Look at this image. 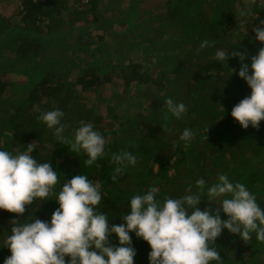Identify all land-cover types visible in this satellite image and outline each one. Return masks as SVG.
Masks as SVG:
<instances>
[{
	"label": "rangeland",
	"instance_id": "374dc122",
	"mask_svg": "<svg viewBox=\"0 0 264 264\" xmlns=\"http://www.w3.org/2000/svg\"><path fill=\"white\" fill-rule=\"evenodd\" d=\"M19 3L20 0H0V38L6 39V41L0 39V64L9 66L19 64L22 66L19 72L6 74L1 71L0 73L2 80L8 84V89L6 88L2 95L3 98L8 99L3 106L4 111L0 115V148L8 150L12 154L23 151L30 145L34 146L35 144L34 142L23 143L21 140H26V133L21 132V138L17 139L18 144L12 146L10 144L12 137H10L8 132H11L9 128L14 119L12 115L22 105L25 94L31 85L43 78H62L68 84L67 86L70 85L71 89H74L76 86L73 80L78 75L84 74L83 72H87V70H94L105 75L109 72L113 60L115 64L118 59L134 61L144 67H148L150 62L163 73V78L168 85L165 88V97L176 101L181 96V92H183L182 84L186 83L187 80L184 70H188L190 67L197 69L209 62L212 64L218 63L215 59L214 48L198 51L202 40H214L216 46L227 51L229 55H231L232 49L233 51L236 50L235 52L238 54H243L244 51H247L249 59L255 56L261 47L260 42L254 39L253 28L258 25L260 19H264V0H257V6L262 9V12L259 13V8L255 7L257 10H254L255 8L253 7L252 14L247 17H241L240 15V10L242 9L240 7L242 6L241 0H97L96 4L91 6V9L94 7L92 9L93 12L89 11L90 0H65V5L60 7H66V10L64 11L63 9L60 15H57L58 23H54L53 31H50L52 27H49L50 25L43 20L42 25L44 27L40 25L43 28L42 32L38 30L26 31L24 27L18 28V20L12 21L17 14L16 8ZM84 5L87 8L83 7ZM74 11L75 14L72 15ZM83 13H85L84 18L81 16ZM18 16L21 17V15ZM94 16L99 19L97 24L92 20ZM229 17L233 21L230 25L231 30H229V22L231 20ZM83 20L84 22H82ZM5 23L7 24L5 25ZM86 35L91 37L101 35L102 41L93 39L91 43L94 45L84 48L80 40L85 38ZM20 36H25L29 40H42V43L50 48V51L45 52L49 57L37 56L27 61L24 65L19 63L24 61L19 57L18 52L19 41L17 40H20ZM233 39L234 41H232ZM22 41L27 40L24 39ZM129 41L132 44H129ZM81 42L85 41L81 40ZM238 46L239 49L237 51ZM122 55H124L123 58ZM227 60L229 62L226 61V64H220L225 68H227V65L237 64L235 66L236 69L233 71L236 73L240 66L237 57H230ZM230 80L231 75L227 74L217 77L216 81L218 82L214 83V90L211 96L214 99L216 98V107L209 108L206 113L204 112L205 109H203L199 117H191L198 120H195V132L199 134L198 138H196L197 147L203 141L209 140V137L202 132L201 118H203L204 114L217 118L218 122L213 120L211 126L218 131L220 141L224 145L232 141L231 131L244 133L247 140H250V142L245 144L236 140L234 148L238 145H248L249 147L246 148H253L252 143H256L255 137L257 134H255L251 126L247 129H242L233 118L230 121L225 119L227 115L230 116L231 109L242 99L249 96L251 91L246 83L238 77L233 78L228 88H222L223 82L227 83ZM15 84H18L19 88ZM198 86L202 89L205 88L202 84ZM193 88L194 86L192 90ZM76 91L74 92L75 95L72 94L67 98V102L74 101L80 105L82 110L83 108H89L90 112H92L88 118L86 117L87 120H81L80 123H91L95 130L104 132L106 137V155L101 158L102 160L111 159L110 157L113 154H118L121 151H128L137 157L138 162L141 155H136L135 150L140 148L141 145L138 144L136 146L131 143L132 126L130 123L125 122L133 123L139 113L143 115L140 124L142 128L150 125L153 127L154 123H156V126L166 127L165 122H173L175 119L170 115L165 119L167 100L162 103V108L159 110L161 114L156 116V114L152 113L149 117L148 110L150 108H147L149 104L147 102L143 103L141 100L137 105L134 102H128L127 99L131 95L123 91V87L117 86L116 83L114 85L113 83L109 84V86L104 85L101 91H97L99 94L92 91L86 93L85 90L81 91L79 88H76ZM206 92L207 95L211 94L209 91ZM233 93L236 95L234 101L232 99L234 95L232 98L229 96ZM202 94H204L203 90L198 91L196 98L200 99ZM123 99H126L127 103L118 104ZM117 106L120 107L119 111ZM30 108H28V111ZM38 109V107H35L33 110L31 108L30 111L33 113ZM61 111L64 113L63 119L67 118V115L71 113L68 109ZM143 111L145 112L143 113ZM190 116L193 115L191 114ZM119 122H121L120 125H123L122 128H118ZM177 128L178 126L172 128V131L174 132ZM259 131L263 133L264 126H261ZM48 136L53 138L52 132L47 129L43 132L42 137L46 138ZM166 142V150H172L173 148L170 145L174 143L173 138H169ZM260 142L263 141L260 140ZM188 148L186 149L185 146V155L180 160H172L170 171L166 174L168 178L174 180L176 189L185 190V188L192 186L188 182L195 179L194 177L192 179L190 175L186 176L184 174L186 170L192 168L193 161L196 158V155ZM204 152H208V150L201 151L202 154ZM49 153L48 149L41 147L34 149L31 155L37 160L45 161ZM143 154L146 155V159H143L142 165L138 162L140 167L138 165L125 167L120 174L121 177L124 176L125 180L117 186L116 180L110 179L113 169L116 167L111 162V164L107 165L108 167L100 171L96 170L95 165L91 167L85 166V157L79 159L78 162L69 161L63 165L59 164L53 167L61 173V178L62 175L64 176L65 180H70L78 174H86L93 180L101 179L103 181L102 194L105 193L116 201L120 199L122 209L133 195L143 194L150 188L151 186H147L149 182L154 183L153 185L158 188V194H161L162 191L167 193V185L161 182L163 178L156 175L158 173V171L156 173L157 169L153 165L146 169V165L148 166L151 163V155L148 153ZM157 154L162 157V150H159ZM213 160L204 156L199 160L201 168H211ZM232 170L235 171V168L232 167ZM154 175L158 177L157 180ZM260 186L263 188L262 192H264V183L260 184ZM59 190V185H57L55 191L58 192ZM204 202L202 200L199 206L201 207ZM52 204L56 205L55 202H52ZM29 210L30 208L27 207L26 211ZM123 211L124 214H127L126 208L116 215H109L108 224L110 227L123 222L120 218ZM18 219L23 218L20 217ZM3 229L7 232L6 228L0 224V230ZM130 235L131 246L135 251L138 252L146 247V242L137 238L134 233ZM231 237L233 236L228 234V239ZM111 241H113V245L118 246V241L114 234L109 236L110 244ZM221 245H224V243ZM230 249L231 245L225 246V251H223L227 257L228 254L231 255V251L233 252V249ZM141 254L144 256L143 259L148 261V256H145L148 251H142ZM8 255H10V252L7 248H0V264H3V260Z\"/></svg>",
	"mask_w": 264,
	"mask_h": 264
},
{
	"label": "clouds",
	"instance_id": "9594fccd",
	"mask_svg": "<svg viewBox=\"0 0 264 264\" xmlns=\"http://www.w3.org/2000/svg\"><path fill=\"white\" fill-rule=\"evenodd\" d=\"M243 2L240 15L247 17L257 0ZM253 35L261 47L250 59L247 51L238 54L232 49L229 55L210 39L202 40L198 49L214 48L218 63L226 64L230 57L240 62L236 75L251 91L230 115L242 129L258 128L264 121V19L253 28ZM166 104L165 119L169 115L181 119L187 111L183 102L169 98ZM63 117V111L56 108L42 112L38 119L57 143L69 145L71 153H83L85 166L96 165L106 155L105 138L91 123L84 122L66 135ZM195 136L193 129L184 128L179 140L187 145ZM33 150L30 145L12 154L0 148V210L23 216L26 205L39 201L36 210L53 200L58 207L47 221L33 219L35 210H29L26 218L10 220L7 232L0 230V248L10 252L3 264H135L131 233L150 248L148 264H221L214 242L223 230L237 234L245 243L255 240L264 244V207L244 183L233 182L226 173L219 174L213 183L201 176L176 198L160 199L158 188L150 187L133 195L125 206L127 214L123 211L120 215L123 222L110 227L109 215L100 210L103 181L86 174L65 181L50 159L37 160L31 155ZM111 162L116 167L110 179L115 181L125 167L137 165V157L121 151L112 155ZM202 200L208 204L204 210L198 207ZM213 205L219 208L213 209ZM112 234L118 246L109 243Z\"/></svg>",
	"mask_w": 264,
	"mask_h": 264
},
{
	"label": "trees",
	"instance_id": "16d2710c",
	"mask_svg": "<svg viewBox=\"0 0 264 264\" xmlns=\"http://www.w3.org/2000/svg\"><path fill=\"white\" fill-rule=\"evenodd\" d=\"M96 2L97 0H90V12H93L92 9H94V7H92L91 9V6H94ZM241 3L242 6L240 7L244 8L245 5H243V0H241ZM63 5H65V0H20V3L16 8L17 14L15 16V19L12 21L18 20V28L24 27L26 31L38 30L39 32H42L41 30L43 28L40 25H42V22L44 20L48 23V25H50L49 27H52V30L50 31H53L54 23H58L57 15H60V12L63 9L64 11L66 10V7H60ZM175 6L177 5L175 4ZM83 7L87 8V6L85 5ZM253 7L259 8L257 5ZM257 8H255L254 10H257ZM259 10V13H261L262 9L259 8ZM89 11H87V13H89ZM74 14L75 11L72 13V15ZM18 15H21V17H19ZM81 16L82 18H84L85 13H83ZM229 18L231 19L229 22V30H231L230 25L233 23V21L231 17ZM92 20L96 24L99 22V19L96 16L92 17ZM82 22H84V20ZM6 24L7 23H5V25ZM42 26L44 27V25ZM0 39H4V41H6L5 38ZM24 39L27 41H22ZM93 39L102 41V36L100 35L91 37L89 35H86L85 38L81 39L85 42H81L80 40V43H83L82 45H84V48H87V46L91 47L92 45H94L91 43ZM17 41H19V57L24 60L23 62L19 63L24 65L27 61L32 60V58H35L37 56L49 57L45 54V52L50 51V48L45 46L42 43V40H29L26 39L25 36H20V40ZM232 41H234V39ZM128 43L132 44V42L130 41ZM238 49L239 46L237 47V51ZM123 57L124 55H122V58ZM120 60L118 59V62L116 64L113 60L112 66H110V70L108 72L109 74L106 73L105 75H102L94 70H87V72H83L84 74L78 75L73 80L76 86L74 88L75 90L71 89L70 85L67 86L68 84L65 83V80H63L62 78L54 79L47 77L31 85L28 92L26 91L27 93L25 94L22 105L19 106V108H17L12 115L14 119L12 120L9 128L11 132H8L10 134V137H12L10 144L12 146L18 144L17 139L21 138V132H24L26 133V140L21 141L23 143L34 142V149L41 147H43L44 149H48L50 153L47 157V160L50 159V162L53 166H58L59 164L63 165L69 161L78 162L79 159L84 158L83 153H71V148L69 145L57 143L54 137H42L43 132L46 131L47 128L38 119L39 115L42 112L48 111L50 108V110L56 108H59L60 110L68 109L71 111V113L70 115H67V118H64L62 120V123L67 126L65 134H70L74 130L75 126L78 127L81 120H87V118L92 114L89 108H83L82 110L78 103H75L74 101L67 102V98L72 94L75 95L74 92H77L76 88H79L81 91L85 90L86 93L92 91L96 94H99L97 93V91H101L104 85L109 86V84L113 83L114 85L116 83L117 86L123 87V91L131 95V97L127 99L128 102H134L135 105H137L141 100V102H147L149 104V107H147L150 108L148 110L149 117L152 115V113L156 114V116L161 114L159 110L162 108V103L167 100V98L165 97V88H167L168 86L166 84V80L163 78L162 71L156 68L157 66L151 64L150 62V65L148 67H144L134 61H122V59ZM226 61L229 62V60ZM236 65L237 64H232L231 66L227 65V68H225L220 63L212 64L209 62L198 67L197 69H193V67H190L188 68V70H184V75L186 76L187 80L186 83L182 84V87L184 88L183 92H181V96L176 101H180L183 103L187 101L185 102L187 111L181 119L175 118L173 122H165L166 127L156 126V123H154L153 127L150 125L148 127L142 128L140 126L142 122L141 118L143 117L142 113H139L138 116H136L133 123L125 122L130 123L132 126L131 143H134L136 146H138V144L141 145L140 148L135 150L136 155H141L138 159V162L142 165L143 159H146V155H144L143 153H148L149 155H151V163L148 166L146 165V169H148L149 166L153 165V167L157 169L156 173L158 171L156 175L163 178L161 182H164L165 185H167V193H164L162 191L161 194H158V197L160 199H164L169 196L176 198L184 193L183 189L175 188L173 182L174 180L168 178L166 174H168V172L170 171L172 160H180L185 155L184 149L186 146V149L189 147L188 149L193 152L194 155H196V158L193 161L192 168L186 170V173H184L186 174V176L190 175L192 179L193 177L195 178L193 181L188 182L189 185H193L195 180L199 179L201 176H203L208 181V183H213L216 181L219 174L226 173L229 175L230 179L233 182L244 183L246 187L253 193V195L256 196L257 203L264 207V192H262L263 188L260 186V184L264 183V132L262 133L259 131L261 126H264V121H261L259 123L258 128H252L255 131V134H257V136L255 137L256 143H252L253 148H246L249 147L248 145H238L234 148L236 140L241 141L243 144L250 142V140H247L246 134L240 133L238 131H231L232 137H230L232 141L229 144L224 145L223 143H221L218 131L211 126L213 120L216 122H218V120L217 118H215V116L209 114H204L203 118H201V123L203 125L202 132L209 137L208 141H203L197 147L196 144L198 142L196 141V138H198L199 136L198 132H195L196 136L190 144L185 145L184 142L179 140V136L184 128H191L195 131V120H198L195 118L192 119L191 117H199L203 109H205L204 112L206 113L207 111H209V108L216 107V98L214 99L213 97H211L214 90V83L218 82L216 81V79L221 75H231V80L227 83L223 82V84L221 85L223 86L222 88H228V85L232 82L233 78L238 77L235 72H232L231 74V69H233L234 71L236 69ZM21 67L22 66L19 64L15 66L0 64V73L1 71L6 74L19 72L21 70ZM2 79L3 78H1L0 75V115L4 111L3 106L8 99L2 97L3 93L8 87V84L5 83ZM199 84H202L206 89H202L199 86L197 87V85ZM15 85L17 86V88H19L18 84ZM193 86L194 88L192 90ZM202 90L204 91L205 95L202 94L200 96V99L196 98V93ZM206 91H209L211 94L207 95ZM233 95L234 98H232ZM229 96H231L233 101L236 98V95L234 93ZM127 101L126 99H123L118 104H121L122 102L127 103ZM29 107H31L32 110L35 107H38L39 109L32 113L30 111L31 108L28 111ZM40 109H42V111H40ZM117 109L119 111L120 107L117 106ZM144 112L145 111H143V113ZM191 114L193 116H190ZM225 119H227V121H230L232 117L231 115H227ZM120 124L121 122H119V124L117 125L118 128L123 127V125ZM177 126L178 128L173 132L172 128ZM98 132H100V134L106 140L104 132L101 130H98ZM200 134L202 135L201 132ZM171 137L173 138L174 143H172L170 147H172L173 149L166 150V140ZM260 140H262L263 142H260ZM203 149H207L208 152H204V154H202L201 151H204ZM159 150H162L163 152L162 157H159L157 154ZM108 156L110 157V155ZM204 156H206L208 159H214L211 168H201L199 160H201ZM57 159L58 161H56ZM110 162L111 159H99L97 161V164L95 165V168L96 170L100 171L101 169L108 167L107 165L112 163ZM138 162L137 165L140 167ZM222 162H224V164H222ZM232 167L235 168V171L232 170ZM157 176L154 175L156 180L158 178ZM124 180V176L118 177V179L116 180V186ZM153 184L149 182L147 186L153 187ZM108 196L109 195L105 193L103 194V199L100 206L101 211L105 212L108 215H116L121 210H124V208L121 209L122 206L120 203V199L116 201L112 197L110 198ZM52 202L55 201H46L41 204L38 209L35 210V208L39 206V201H37L33 204V206L27 205L26 209L27 207H29L30 212L35 210L33 219L47 221L50 219L54 209L58 207L57 204L53 205ZM199 205L198 207L201 210H204L206 207H208L206 201L203 205H201V207ZM212 207L213 209H218L219 205H213ZM27 214L28 211H26L23 216H18L15 213H9L5 210H0V224H2L6 228V231H8L11 226L10 220H12L13 218L18 219L20 217L24 219L27 217ZM221 218L226 219V217H224L222 213ZM228 234L230 233H228L227 230H223L222 234L214 242V246H218L219 248V257L222 260L221 264H240L241 262L242 264H264V244H260L255 240L245 243L237 234H231L233 237L228 239ZM222 243H224V245H221ZM111 244H113V241H111ZM229 245H231V249H233V252L231 251V255L228 254L227 257L223 251H225V246ZM142 251H148L149 253L150 248L147 244L143 250H139L138 252L136 251V256L134 258L135 264H148V261H145V259H143L144 256L143 254H141ZM145 256H148V254Z\"/></svg>",
	"mask_w": 264,
	"mask_h": 264
}]
</instances>
